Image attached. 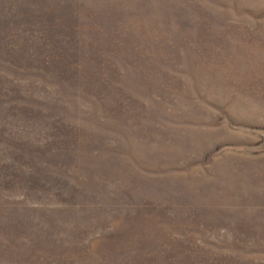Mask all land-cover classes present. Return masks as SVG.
Listing matches in <instances>:
<instances>
[{"label":"rangeland","instance_id":"1","mask_svg":"<svg viewBox=\"0 0 264 264\" xmlns=\"http://www.w3.org/2000/svg\"><path fill=\"white\" fill-rule=\"evenodd\" d=\"M0 264H264V0H0Z\"/></svg>","mask_w":264,"mask_h":264}]
</instances>
